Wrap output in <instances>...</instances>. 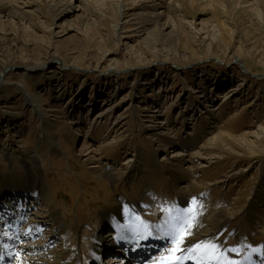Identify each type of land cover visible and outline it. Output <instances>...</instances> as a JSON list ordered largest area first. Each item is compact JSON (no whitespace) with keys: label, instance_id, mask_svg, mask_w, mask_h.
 <instances>
[{"label":"rangeland","instance_id":"1","mask_svg":"<svg viewBox=\"0 0 264 264\" xmlns=\"http://www.w3.org/2000/svg\"><path fill=\"white\" fill-rule=\"evenodd\" d=\"M87 155L120 178L95 173ZM28 174L46 201L13 196L8 209L26 206L31 232L58 212L61 237L48 238L52 224L38 228L41 241L16 232L50 264L93 260L79 251L112 230L99 223L117 205L164 222L183 201L199 222L184 242L212 232L203 240L228 252L259 248L264 0H0V190L32 185Z\"/></svg>","mask_w":264,"mask_h":264},{"label":"bare ground","instance_id":"2","mask_svg":"<svg viewBox=\"0 0 264 264\" xmlns=\"http://www.w3.org/2000/svg\"><path fill=\"white\" fill-rule=\"evenodd\" d=\"M100 3H101V1H100ZM108 4L109 3H103L102 5L109 6ZM79 6L80 5H78V8H79ZM149 22L152 23V22H155V21L153 19V20H149ZM155 23H157L159 25L158 27L160 29H162V31H164V29L166 28V25H160V23L158 22V20H156ZM89 155H87L86 161L89 163V165H92V167L91 166L90 167H91V169H93V171L95 173H99V174L102 173L106 177H109L111 180H115V181H117L120 178V174L119 173H116V174L103 173L102 169L99 168V165L98 166L96 165V162L93 159L94 157L89 156ZM81 156L84 157L83 154ZM24 177H25L24 178L25 179L24 180L25 183L29 182V183H32V185L22 184L20 181H18V182L17 181L14 182V180L13 181H10L11 183L10 182L8 183L9 185H11L10 187L5 188L4 190H0V191H2V192H0L1 193L0 194V199H1L2 196L3 197L5 196V194L2 195V193L6 192V193H9V196H5L4 199L2 198L3 201L6 202V203L9 202V199L12 196H15V198L18 199V200H20V197H25V198L29 197L31 199L29 201V203H31V205H34V204L36 205V203H37L38 200H40V201H46V199H43V198H45V196H44L45 190L43 188V185L40 184L39 186H37V182L39 183L38 177H35L34 176V177L31 178L29 176V174L26 175V176H24ZM21 181H22V179H21ZM39 187H40V189L38 190ZM35 194H36V196H35ZM29 198H27V199H29ZM13 202H14V200H13ZM9 204L11 205V202ZM0 206H2V205H0ZM21 206H22V204L18 205L17 207H14V210L20 208ZM24 207H26V206H24ZM24 207H22L20 209H24ZM115 207H117V208H115L114 211H111V212H113V215H110V213H108L107 215H103L104 217L101 219V221L99 223V225H102L103 226V227L101 226L102 228L108 227V226H113V227H111L112 228L111 232L108 234V239H110L111 237H112V239H110V241L106 244V242L103 241V239L100 240L98 238H93V243L91 242L92 244L91 243H87V244H85L82 247V249L79 251V254L80 255H82L83 257H87L88 254H89V252L91 251L93 258L95 259L98 255L101 254V251L102 250H104V249L105 250H108V248L110 247V245L112 243H113L114 246L120 247L121 250L128 249L131 246H133V244L135 242L132 239H130V238H125L122 241V239H121V232H122V230L121 229H122V227H126V226H128L130 228H133L134 225L136 223H138L136 221V217L137 216L139 217V214L138 213L141 212V211L138 210V209L134 210V208H133V210H131V209L128 210L126 207H122V206H118V205L115 206ZM128 207L130 208V205ZM186 207H187V204H185L183 201H181L179 207L176 208V210H177L176 212H173L172 214H171V212L168 213V215H167V221L171 222L172 218H174L176 216H178V217H187L189 219V222L191 224V227L192 228L193 227H197L199 225V222H196V224L194 225L193 222L196 220L195 219L196 217L193 215V213H191L190 211H188ZM6 209H8V207ZM24 210L25 211H30L28 209H24ZM31 210H32V207H31ZM57 213H58L57 211H54L52 209V210H50V212H49L48 215H45V217L43 216V219L39 220L38 222H33L32 221V223H33L32 226H31L32 229L38 231V228L39 227L52 224L53 227H56V231H55V234H54L53 237H61L62 234H64V230L62 228V225L60 223V220L57 217ZM23 214L24 215H22V216L24 218L25 212H23ZM27 216H28V214H27ZM218 221H219V219L214 218V222L218 223ZM13 223H14L13 225H15V223H16L15 222V219L13 220ZM21 225L22 224L17 225L15 227V231L18 230V229H20ZM217 225L218 224H216L215 227ZM191 227H189V228H191ZM104 229H110V228H104ZM22 230L25 231V238H28V237L33 238V237L36 236V234H34L33 232H30L32 230H29L28 227L25 228V229L22 228ZM149 230H150V227H149ZM211 233L212 232L196 233L195 234L196 235L195 237H193V238H187L186 239L187 242H184V244L182 245V247L185 248V249H187L189 247H193L197 243H209V242L213 243L212 241H209V240H207V241L206 240H203V237L210 238L212 236V235H210ZM8 234H9V230H7L6 234H3L2 235V233H0V262H6L7 260H10L11 257H12V255L14 254V251H15V249L10 248L8 245H6V243L8 242V240H6V239H10V237H11ZM76 234H77V231H75V235ZM245 235L247 236V237H245V240H250V238H248V236L249 235L252 236V232L250 231L249 233H245ZM84 236L85 237L86 236H89V233L88 232L87 233H84ZM148 238L151 239L152 238V235H150ZM18 240L19 239L16 238V241H18ZM24 242L25 241H22V244ZM144 242L145 241H141V242L138 243L137 246L134 247L133 252H135L134 253L135 255H137V256H139V255H141V256H148L152 252L160 251L163 248L162 246H160L159 248L154 249L151 246H146ZM232 244H234V243H232ZM115 249H117V248H115ZM257 249H258L257 251L262 255V258L260 259L259 264H264V244H261L259 246V248H257ZM20 250H21V252L22 251H28L26 253H28L29 256L31 255L30 257H28V256L20 257L19 256V260H20V263L21 264H50V261L44 259V257L46 256L45 253L42 252V251H40L39 249H36V248L31 249V248L25 247V245H24L23 247L20 248ZM221 251L223 252V256L221 257L220 264H227V262H231V264H236V263H238V264H253L254 259H253V251L252 250H250L249 253L246 254L245 259L243 261H240L242 258L240 257V254L237 253V250L235 252H232L231 250L228 252V250H226L225 246H222V247L217 248V255L218 256L220 255V252ZM64 253L65 252H63V255H61V258L60 259H62V257H64V255L66 254V253L65 254ZM79 254H76V256H79ZM106 254H114V253L107 252ZM178 254H180V253H178ZM101 258H99V259H101ZM167 258L168 257L162 258L161 261H159V262H158V258H157V264H163V262ZM185 262L186 261H183V264H185ZM211 264H216V261H212Z\"/></svg>","mask_w":264,"mask_h":264},{"label":"snow or ice","instance_id":"3","mask_svg":"<svg viewBox=\"0 0 264 264\" xmlns=\"http://www.w3.org/2000/svg\"><path fill=\"white\" fill-rule=\"evenodd\" d=\"M195 203L196 201L193 200V204ZM136 221L138 223L132 229L136 238L138 240L147 239L151 235L149 226L138 216L136 217ZM166 223L168 224V230L165 235L172 239L173 243L176 244V248L173 250V254L163 264H183V261L187 260H194L195 264H211L212 261L220 264L223 252L221 251L220 255H217L218 246L215 243H197L187 249L182 247L185 237L191 235L187 231L191 227L187 217H174L171 222ZM231 251H235V249ZM175 253H180V255H176ZM227 264H231V262H227Z\"/></svg>","mask_w":264,"mask_h":264}]
</instances>
